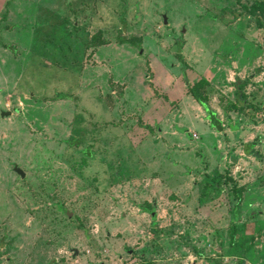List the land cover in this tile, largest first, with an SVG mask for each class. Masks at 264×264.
<instances>
[{
	"label": "rangeland",
	"instance_id": "rangeland-1",
	"mask_svg": "<svg viewBox=\"0 0 264 264\" xmlns=\"http://www.w3.org/2000/svg\"><path fill=\"white\" fill-rule=\"evenodd\" d=\"M257 2L0 0V264H264Z\"/></svg>",
	"mask_w": 264,
	"mask_h": 264
},
{
	"label": "trees",
	"instance_id": "trees-1",
	"mask_svg": "<svg viewBox=\"0 0 264 264\" xmlns=\"http://www.w3.org/2000/svg\"><path fill=\"white\" fill-rule=\"evenodd\" d=\"M259 13L264 14V3L263 2H257L250 8V14L257 15ZM123 43H126L130 46L136 47L139 45V43H136L135 41H122ZM182 43L179 44V48L181 50ZM7 49L9 47L6 46ZM180 53V52H179ZM181 57V55H180ZM209 82L207 79L203 78L198 81H196L194 84H187L188 93L192 96V98L196 101V103L203 109V111L206 114V120L209 122V125L211 129L216 131L217 133H222L224 131V123L219 118L218 113L211 107L209 103V97L208 95L203 92L204 89L208 86ZM248 82L247 80H239L237 79L234 85L235 88V97L236 102H232L230 108L231 110H235L238 113H242L245 115H252L253 106L250 105L247 101V97L245 95V88L247 87ZM184 132V131H183ZM68 143L73 146V141H68ZM233 193L235 195L237 206L234 210V219L239 216L240 213V205L243 202V193H244V187L242 186H236L233 188ZM149 204V203H147ZM146 212L151 214H154V210L146 209ZM237 221L232 223V227L230 229V238H231V244L233 246H236L237 244ZM155 225V221L152 223V226ZM162 233L160 230L158 234ZM238 264H245V262L242 260L241 262H238Z\"/></svg>",
	"mask_w": 264,
	"mask_h": 264
},
{
	"label": "water",
	"instance_id": "water-1",
	"mask_svg": "<svg viewBox=\"0 0 264 264\" xmlns=\"http://www.w3.org/2000/svg\"><path fill=\"white\" fill-rule=\"evenodd\" d=\"M164 23L167 24L168 23V19L167 17L165 16L164 17ZM142 52V51H141ZM1 118H6V117H10L12 115V112L11 111H1ZM14 171L20 175L22 178H25L26 174L17 166L14 167Z\"/></svg>",
	"mask_w": 264,
	"mask_h": 264
},
{
	"label": "crops",
	"instance_id": "crops-1",
	"mask_svg": "<svg viewBox=\"0 0 264 264\" xmlns=\"http://www.w3.org/2000/svg\"><path fill=\"white\" fill-rule=\"evenodd\" d=\"M201 108V107H200Z\"/></svg>",
	"mask_w": 264,
	"mask_h": 264
}]
</instances>
